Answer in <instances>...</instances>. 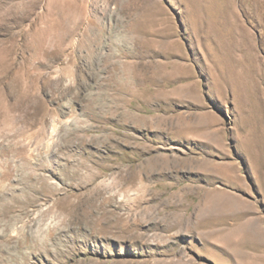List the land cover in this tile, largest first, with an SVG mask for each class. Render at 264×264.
Returning a JSON list of instances; mask_svg holds the SVG:
<instances>
[{
	"label": "rangeland",
	"instance_id": "obj_1",
	"mask_svg": "<svg viewBox=\"0 0 264 264\" xmlns=\"http://www.w3.org/2000/svg\"><path fill=\"white\" fill-rule=\"evenodd\" d=\"M188 159L94 202L181 191L170 238L83 219ZM146 262L264 264V0H0V264Z\"/></svg>",
	"mask_w": 264,
	"mask_h": 264
},
{
	"label": "bare ground",
	"instance_id": "obj_2",
	"mask_svg": "<svg viewBox=\"0 0 264 264\" xmlns=\"http://www.w3.org/2000/svg\"><path fill=\"white\" fill-rule=\"evenodd\" d=\"M168 126L171 125L170 121ZM189 162H196L188 159L184 162H172L171 160L165 161L163 163H156V165L149 167L150 165L140 166L135 174L129 172V169L118 168L119 172L113 178V183L111 185L103 183L98 185L95 191H92V197L88 199V202L93 205V210L87 211L83 219H88V225H95L100 231H107L105 234L107 237H116L119 239L126 238V236H137L141 239L151 238L157 240H163L170 238L172 235L166 234L168 231L163 230L159 227L162 222L171 224L172 222H183L182 218L184 213L182 209L183 197L180 196V192L172 195L156 205L153 202L159 201L163 194H157L153 192L149 186L142 185L136 190L134 194H131V200L129 202H119V206L115 208H109L106 206V201L102 202L101 205L95 206L94 202L102 194L109 193L117 189L124 190L125 182L132 178L133 176L139 177L141 175L152 174L154 177H161L162 175H176L180 170H182L183 165H187L185 171L196 168L194 165H189ZM148 164V162L146 163ZM129 166V165H128ZM80 168H88L85 164H82ZM132 168V167H131ZM86 171V170H85ZM88 176V175H87ZM91 176V175H90ZM89 176V177H90ZM95 176V174H93ZM98 176V175H97ZM95 176V177H97ZM91 178V177H90ZM97 180V179H96ZM110 180V179H109ZM120 191V190H119ZM137 197V198H133ZM177 197V198H176ZM177 199V200H176ZM97 202V201H96ZM172 204L177 206L176 212L173 211ZM181 204V205H179ZM109 206V205H108ZM90 207V205H89ZM95 218V219H94ZM140 221L151 222V228L149 233H138V224ZM100 227V229H99ZM163 230V232L161 231ZM95 234V232H93ZM97 233V232H96ZM100 234V233H98ZM126 264V263H125ZM146 264H149L146 262ZM154 264H160L155 262Z\"/></svg>",
	"mask_w": 264,
	"mask_h": 264
}]
</instances>
